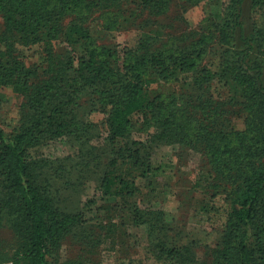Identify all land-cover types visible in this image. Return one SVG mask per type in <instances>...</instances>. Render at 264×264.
I'll return each instance as SVG.
<instances>
[{
    "label": "trees",
    "instance_id": "obj_1",
    "mask_svg": "<svg viewBox=\"0 0 264 264\" xmlns=\"http://www.w3.org/2000/svg\"><path fill=\"white\" fill-rule=\"evenodd\" d=\"M203 1L139 0L122 10L124 0H0V87L22 98L16 125L0 128V226L16 240L11 264H58L67 238L90 240L92 206L72 203L69 194L91 175L103 196L116 198L121 224L146 227L157 257L264 264V0H226L221 16L205 18L197 32L171 31L160 21L175 6L181 23L182 13ZM94 18L107 31L136 28V45L97 44ZM31 46L39 48L35 62L18 49ZM210 55L215 69L205 63ZM160 83L173 89L151 95ZM93 113L103 120L92 121ZM232 116L243 119L242 129L230 125ZM101 130L106 136L95 145ZM138 132L147 138H132ZM57 140L76 155L31 152ZM171 145L204 157L214 186L227 194L221 237L207 247L210 261L196 257L193 239L171 237L180 230L162 210L141 206L138 181L154 172V150Z\"/></svg>",
    "mask_w": 264,
    "mask_h": 264
},
{
    "label": "rangeland",
    "instance_id": "obj_2",
    "mask_svg": "<svg viewBox=\"0 0 264 264\" xmlns=\"http://www.w3.org/2000/svg\"><path fill=\"white\" fill-rule=\"evenodd\" d=\"M134 2L139 0H124L122 10H128ZM226 0H205L196 6H191L182 13V22L175 23L178 16L177 7L172 6L169 12L160 18L165 26L188 31H199L201 22L209 16L217 19L221 16ZM243 22L246 27L250 25L249 2L245 1L243 8ZM101 18H94L91 23L98 31L95 35L99 45H117L119 49L134 47L141 32L134 27L127 30L116 28L107 31L102 28ZM3 20L0 17V28ZM184 29V30H183ZM54 49L60 52L64 46L60 42L54 44ZM24 54L26 61L35 62L39 48L37 46L18 47ZM206 64L216 68L217 59L210 55ZM173 89L171 84H153L149 93H167ZM22 98L8 87H0V128L10 132L18 120L19 105ZM90 119L101 122L103 115L93 113ZM230 125L234 129H242L243 119L232 116ZM106 136L101 130L100 145ZM132 138L144 140L145 133H134ZM33 154L47 158H62L76 155V148L66 141H53L46 145L32 149ZM154 172L146 181H138L143 185L142 207L160 209L164 212L166 220L180 230V235L171 237L187 243L193 239L198 245L193 249L200 260L210 261L207 247H214L224 229L229 211L227 194L219 187L214 186L213 175L209 173L206 160L193 151H181L178 145L159 146L153 152ZM97 176H90L82 187L69 194L70 201L80 207L88 202L92 206L87 215L88 224L95 226L88 233L90 240L67 238L57 253L58 264L85 261L86 264H176L168 259L157 257L150 248V240L145 226H132L129 222L121 224L118 211L115 209L116 198L103 196L98 189ZM71 203V204H72ZM73 205V208H76ZM124 219V217H122ZM94 223V224H93ZM93 224V225H92ZM90 226V225H88ZM110 227V228H109ZM93 231V232H92ZM92 232V233H91ZM16 240L7 225L0 226V261L2 264H11L15 257Z\"/></svg>",
    "mask_w": 264,
    "mask_h": 264
}]
</instances>
